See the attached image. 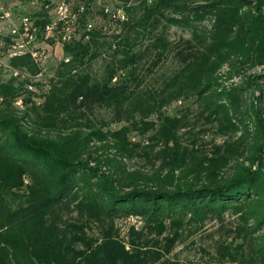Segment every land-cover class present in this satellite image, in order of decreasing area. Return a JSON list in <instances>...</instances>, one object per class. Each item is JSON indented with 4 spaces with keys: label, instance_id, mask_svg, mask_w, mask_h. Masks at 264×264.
Wrapping results in <instances>:
<instances>
[{
    "label": "trees",
    "instance_id": "trees-1",
    "mask_svg": "<svg viewBox=\"0 0 264 264\" xmlns=\"http://www.w3.org/2000/svg\"><path fill=\"white\" fill-rule=\"evenodd\" d=\"M118 1L126 14L124 46L149 26L175 25L193 36L176 44L163 33L155 37L154 63L167 52L179 62L159 88L133 93L125 84L81 78L72 109L82 116L104 106L129 125L141 117L149 130L154 126L146 117L192 99L222 142L213 141L209 151L185 143L179 131L188 123L164 116V129L142 148L149 166L129 169L124 159L137 148L126 125L102 132L88 117L64 130L43 127L14 105L19 89L1 86L0 181L8 185L0 182V264H154L158 255L125 249L112 229L102 228L95 245L85 228L90 221L112 226L117 218L135 216L147 227L168 222L191 235L211 216L226 213L237 218L235 230L251 259L264 263V72L245 71L264 65V0H157L151 6L148 0ZM86 48L65 49L70 58L60 62L58 79L71 81ZM127 55L133 62L136 55ZM10 64L32 74L37 69L29 55ZM22 178L28 193L14 202L7 190Z\"/></svg>",
    "mask_w": 264,
    "mask_h": 264
},
{
    "label": "rangeland",
    "instance_id": "rangeland-1",
    "mask_svg": "<svg viewBox=\"0 0 264 264\" xmlns=\"http://www.w3.org/2000/svg\"><path fill=\"white\" fill-rule=\"evenodd\" d=\"M8 1H19L27 9H31V2H35V0ZM156 2L157 0H148V5L151 6ZM120 3L115 0L109 2L108 6L114 11ZM84 4L86 6L84 19L93 24L94 32H97L90 36L93 37V41L90 38L87 40L80 38L64 43L59 38L60 29L56 27L51 31L48 45L45 42L39 44L40 50L44 48L47 53L45 60L47 71L41 79L33 76L15 77L9 71L0 70V87L11 84L19 89L18 95L14 98V105L20 113L27 112L33 122L40 126L62 130L68 122L76 118L83 120L88 117L102 132L120 130L126 125L127 138L137 148L135 154L124 159L129 169L149 166L141 156L142 148L147 145L148 137L152 133L164 129L166 123L164 116L179 118L182 123H188L187 127L179 131L185 143L196 142L203 151L211 150L213 141L221 143L222 138L214 136L213 128L197 113L196 104L192 99L173 101L161 110V114H151L146 117L145 120L154 126L149 130L146 128V123L144 124L145 121H141V117L136 116L135 123L129 125L124 121H116L111 109L104 106H96L91 114L85 113L82 116L79 111L72 109L73 91L81 78L87 79L89 84L105 81L110 85L125 84L133 93L159 88L165 79L177 71L179 62L173 52H167L162 59L154 63L159 57V47L154 41L155 37L158 33H163L170 42L176 44L182 38L188 39L193 36L189 29L175 25H167L165 28L149 26L147 30L141 31L137 39L129 40L128 45L124 46L123 39L126 32L122 31V24L103 12L102 0H86ZM137 12L138 9H135V15ZM48 16L40 20L39 24L55 21L53 10ZM76 44L87 45L82 65L72 72L71 81L58 79L56 69L64 58H70L65 49ZM130 53L136 55L133 62L126 60L127 54ZM245 71L246 74L264 72V65ZM234 81H238V78ZM22 179L20 186H13L7 190V197L14 202L23 199L28 193L26 179ZM0 182L2 185H8L7 181ZM238 223L235 215L230 213H226L221 218L211 216L193 234L188 235L168 222H164L160 227H147L140 218L128 216L115 219L112 226L111 223L90 221L84 234L96 245L102 240L101 229H112L125 249L151 251L158 255L159 259L154 264L169 262L261 264L248 255L243 243L244 238L235 230ZM76 248L82 249L84 246L78 244Z\"/></svg>",
    "mask_w": 264,
    "mask_h": 264
},
{
    "label": "built area",
    "instance_id": "built-area-1",
    "mask_svg": "<svg viewBox=\"0 0 264 264\" xmlns=\"http://www.w3.org/2000/svg\"><path fill=\"white\" fill-rule=\"evenodd\" d=\"M85 1L35 0L31 2V9H27L19 1L0 0V70L9 71L15 77L33 76L41 79L47 71V53L44 48L40 50L39 44L45 42L48 45L53 29L59 27V38L64 43L80 38L87 40L94 31L93 24L84 19ZM111 1L115 0H102V10L108 17L122 24L126 20L123 5L119 2L120 5L112 11L108 6ZM51 10L55 21L39 24L40 20L49 17ZM19 55L31 57L37 68L34 74L26 68L17 69L10 64L11 58ZM63 61H68V58Z\"/></svg>",
    "mask_w": 264,
    "mask_h": 264
}]
</instances>
